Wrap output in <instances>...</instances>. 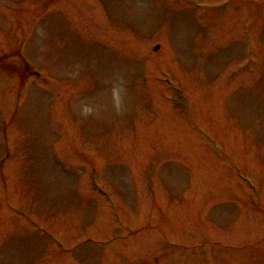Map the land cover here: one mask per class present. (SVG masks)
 Wrapping results in <instances>:
<instances>
[{
    "label": "rangeland",
    "instance_id": "obj_1",
    "mask_svg": "<svg viewBox=\"0 0 264 264\" xmlns=\"http://www.w3.org/2000/svg\"><path fill=\"white\" fill-rule=\"evenodd\" d=\"M196 1L220 0H0V264L152 261V231L164 245H183L196 241L192 224L203 223L213 225L207 245L177 253L160 245L158 257L168 254L159 264H263L264 208L246 189L239 214L222 203L241 195L231 163L262 190L264 204V0H227L221 13ZM246 24L254 75L262 74L256 84L252 72L227 77L241 59ZM166 75L171 84L159 81ZM141 94L151 103L136 117L135 136L116 118L139 106ZM208 139L230 163L214 158ZM54 161L70 173L94 170L126 210L121 225L109 221V202L88 194L87 178L74 194ZM137 180L157 190V202L162 190L178 201L156 210L144 192L136 195Z\"/></svg>",
    "mask_w": 264,
    "mask_h": 264
}]
</instances>
